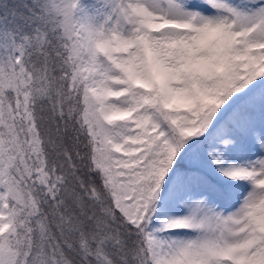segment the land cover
<instances>
[{"label":"snow or ice","instance_id":"snow-or-ice-1","mask_svg":"<svg viewBox=\"0 0 264 264\" xmlns=\"http://www.w3.org/2000/svg\"><path fill=\"white\" fill-rule=\"evenodd\" d=\"M0 264H264V0H0Z\"/></svg>","mask_w":264,"mask_h":264}]
</instances>
